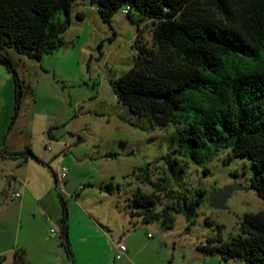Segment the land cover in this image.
Instances as JSON below:
<instances>
[{
    "label": "rangeland",
    "instance_id": "obj_1",
    "mask_svg": "<svg viewBox=\"0 0 264 264\" xmlns=\"http://www.w3.org/2000/svg\"><path fill=\"white\" fill-rule=\"evenodd\" d=\"M140 30L152 48L151 22H133L123 8L109 25L98 4L74 3L61 46L41 61L9 52L23 89L19 108L16 79L0 64V264H13L17 249L30 264H243L203 248L219 238L229 241L247 213L264 209L251 188V161L227 163L232 150L225 148L195 163L177 150V125L153 127L113 91L112 81L134 68ZM140 168L154 180L167 177L170 189L191 197L205 190L195 221L176 212L170 227L163 218L133 215L130 199L139 189L153 192L141 182ZM108 183L114 194L103 189ZM230 184L247 189L234 191L225 209L211 207L209 194ZM162 202L169 200L162 195ZM121 237L132 250L116 259L113 239Z\"/></svg>",
    "mask_w": 264,
    "mask_h": 264
},
{
    "label": "trees",
    "instance_id": "obj_2",
    "mask_svg": "<svg viewBox=\"0 0 264 264\" xmlns=\"http://www.w3.org/2000/svg\"><path fill=\"white\" fill-rule=\"evenodd\" d=\"M78 1L0 0V64L16 79L17 108L23 89L9 52L41 61L63 44L61 35L71 25V8ZM91 2L99 5L109 25L125 8L133 22H151L154 27L153 47L143 43L140 30L134 68L112 81L118 100L153 127L177 125V150L195 163L225 148L232 150L227 163L248 158L254 170L251 188L264 200V0ZM105 156L116 158L118 153ZM139 171L141 182L153 192L139 189L130 199L133 215L147 221L163 218L170 227L176 212L195 221L205 190L196 189L191 197L190 191L170 189L167 177L154 180L147 168ZM103 189L110 194L117 190L112 183ZM162 195L168 203L163 204ZM239 229L229 241L219 238L204 251L243 264H264V209L247 213ZM62 232L70 251L65 222ZM13 264H30L24 249L15 251Z\"/></svg>",
    "mask_w": 264,
    "mask_h": 264
},
{
    "label": "water",
    "instance_id": "obj_3",
    "mask_svg": "<svg viewBox=\"0 0 264 264\" xmlns=\"http://www.w3.org/2000/svg\"><path fill=\"white\" fill-rule=\"evenodd\" d=\"M246 187L240 185V184H230L226 187L211 192L209 194V204L211 207L215 208H226V201L232 196L233 192L236 190H245Z\"/></svg>",
    "mask_w": 264,
    "mask_h": 264
},
{
    "label": "built area",
    "instance_id": "obj_4",
    "mask_svg": "<svg viewBox=\"0 0 264 264\" xmlns=\"http://www.w3.org/2000/svg\"><path fill=\"white\" fill-rule=\"evenodd\" d=\"M61 177L62 178L67 177V169L66 168L63 169V172H62V176ZM19 196H20L19 193L14 194V197H19ZM51 232H52V236L55 237L56 236V230L55 229H52ZM117 246H118V250H119V254L117 255V258L120 259V258H122V255L125 252H127V245H126L125 242L121 241V242H118Z\"/></svg>",
    "mask_w": 264,
    "mask_h": 264
},
{
    "label": "crops",
    "instance_id": "obj_5",
    "mask_svg": "<svg viewBox=\"0 0 264 264\" xmlns=\"http://www.w3.org/2000/svg\"><path fill=\"white\" fill-rule=\"evenodd\" d=\"M128 238H129V245H131V242H132V237H131V235H128ZM121 241H123V242H125V240H124V238L123 237H121V238H115V239H113V245L115 246V250H116V252H117V254H119V250H118V246H117V244H118V242H121ZM131 250L132 249H128L127 250V253H131ZM132 254H133V251H132ZM126 255V253H124L123 255H122V258H123V256H125ZM116 259H118L117 258V256L115 257ZM122 258H120V259H122ZM129 258V257H128ZM113 261H114V259H113ZM116 262L114 261V263L113 264H115ZM126 264H132L131 263V261L129 262V259H128V262H126Z\"/></svg>",
    "mask_w": 264,
    "mask_h": 264
}]
</instances>
